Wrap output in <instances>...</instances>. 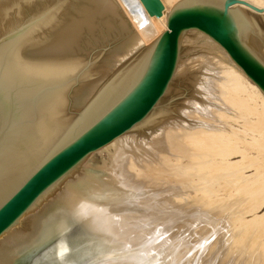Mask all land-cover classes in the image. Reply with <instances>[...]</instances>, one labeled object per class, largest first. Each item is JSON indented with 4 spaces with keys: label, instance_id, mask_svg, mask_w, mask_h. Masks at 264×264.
Segmentation results:
<instances>
[{
    "label": "water",
    "instance_id": "obj_1",
    "mask_svg": "<svg viewBox=\"0 0 264 264\" xmlns=\"http://www.w3.org/2000/svg\"><path fill=\"white\" fill-rule=\"evenodd\" d=\"M140 2L160 16L159 0ZM236 5L264 12L184 0L144 46L116 0H0V242L109 187L98 150L150 113L181 59L213 55L264 94V62L240 37Z\"/></svg>",
    "mask_w": 264,
    "mask_h": 264
},
{
    "label": "bare ground",
    "instance_id": "obj_2",
    "mask_svg": "<svg viewBox=\"0 0 264 264\" xmlns=\"http://www.w3.org/2000/svg\"><path fill=\"white\" fill-rule=\"evenodd\" d=\"M159 1L157 17L140 0H116L144 46L166 29L159 18L166 23L169 12L184 0ZM246 1L264 7V0ZM231 12L242 41L264 62V12L244 5ZM257 18L263 19L261 24ZM195 60L189 67L176 66L166 94L118 138L109 187L60 207L54 218L47 212L39 215L18 240L0 242V264H9L11 255L28 248L47 229L74 224L77 234L67 244L78 241L82 248L69 264H264V238L253 239L264 235V214L256 215L264 206V94L213 55ZM178 89L194 96H189L195 98L192 110L182 106L181 111L179 103L167 101L182 93ZM214 100L219 102L216 108ZM179 111L195 117L194 122ZM243 143L252 145L255 154H246ZM239 153L248 164L232 161ZM251 167L255 172L244 174ZM221 188L230 195L212 203ZM245 208L255 214L253 219H245ZM232 230L238 233L229 237Z\"/></svg>",
    "mask_w": 264,
    "mask_h": 264
},
{
    "label": "rangeland",
    "instance_id": "obj_3",
    "mask_svg": "<svg viewBox=\"0 0 264 264\" xmlns=\"http://www.w3.org/2000/svg\"><path fill=\"white\" fill-rule=\"evenodd\" d=\"M257 21L261 24V22L263 21V19L260 20L259 18H257ZM209 56H211V55H209V54H195V55H191V56H188V57H186L184 59H181L178 62L177 65L180 64L181 67L184 68V66H186V67L188 65L190 66L193 63L192 61H195L192 64V65H194L197 62L195 59H197L200 62V60H201L202 57H209ZM175 74H174V76H175ZM174 76H173V78H174ZM177 85H178V83H177ZM179 85H178V87H179ZM178 90L179 91H182L181 89H178ZM216 90L218 91V89H216ZM187 93H188V91L187 90H184V91H182L181 94L180 93H177V95L175 94L174 96H172L167 101L170 102V100L172 99L171 101H174L176 103H179L178 106L179 107L181 106L180 107V110L181 111H182V106H183V109H185V110L186 109L187 110L189 109V111H190V109L192 110V107H193L192 106L193 105V102H192V99L193 98H190L189 97V96H192L191 93H189V94H187ZM215 95H219V94L216 93ZM182 97H184V98H182ZM192 97H194V96H192ZM183 99H184V101H183ZM182 102L183 103L185 102V103L184 104H181ZM188 104H189V106H188ZM213 105H214V107H215V105L218 106L219 105V102L217 103V100L216 101L214 100L213 101ZM181 111H179V113L181 115H183L185 118H187V120H188L189 119L188 118L189 116L188 115H187L188 117L185 116V114L184 113L182 114ZM177 118L179 119V117H175V119H177ZM190 118L191 119L194 118L193 120L189 119V121L191 120V121L194 122L195 117L190 116ZM180 120H181V118H180ZM197 120L199 121L198 118L196 119V121ZM229 122L231 123V125H235V127H238L240 129L243 128V127H239V126H241V124H236V121L230 120ZM118 138H116L111 143H109L108 145H106L103 148H101V149L98 150L100 164L102 166V169L106 172L107 175L110 174L109 164L112 161V157H113V154H114L115 149H116L115 143H116V141H118ZM129 142H128V144H129ZM243 145L244 146L241 145V147L242 148H245L248 151L246 154H248V155L250 154L249 156H252V155L255 154L256 150L252 148V145H248L247 144V146H246V143L245 144L243 143ZM241 158H242V156H241L240 153L239 154H235L232 157V161L240 163L241 162ZM238 160H240V161H238ZM247 161L249 162V159H246L245 161L241 162L240 164L243 165V163H244L246 165V164H248ZM170 167H174V166H170ZM254 168L255 167H253V168L251 167V168L247 169L244 174H248L249 175V174L254 173L255 172V169H256V168L255 169ZM206 178L207 179L210 178L209 174H208V177H205L203 179V181H205ZM207 179H206V181H208ZM207 183L208 182H206V184ZM203 184H204V182L201 184V187H203L205 185V184L204 185ZM199 186H200V184H199ZM199 186H197L198 188H195V189H199ZM193 192H194V189H193ZM222 194H225L226 196L227 195L228 196L230 195V193H227V191H224L223 188H221L220 191H218V193L214 196V201L212 203H215L216 202V197L218 198L220 196V198L217 199V202H218V200H221V197H224L225 196V195H222ZM228 196H227V198H228ZM243 198L241 197L242 200L246 201L245 200L246 198H244V199ZM239 200H240V197H239ZM244 201H237L238 202V205H241L242 206V203H244ZM239 202H240V204H239ZM238 205H235L234 204V207L235 206L237 207ZM60 209L61 208H58V209H55V210H52V211L47 212L46 213L47 217L49 216L51 218L52 217L54 218L55 215L57 216V213H58V211ZM245 209L248 211L245 214V219L246 220L253 219L255 217V214L249 212V209L248 208H245ZM243 212L245 213V211H243ZM257 213H258V214H256L257 216L258 215L259 216L263 215L264 214V206L262 208H260L259 209V212H257ZM229 216H231V215H229ZM229 218H232V216L229 217ZM55 226L56 227H59L57 225H55ZM57 230H55V228H49V229H47L46 232H45V234L42 237H40L39 239L35 240V242H33L28 248H26L25 250H23V251H21V252H19L17 254L11 255L10 256V260H9V264H69L68 261L73 260V258H75V256L80 252V250L82 248V244L80 242H78V241H74V242H72L70 244H67L68 243L67 242V239H71V238L74 237V235L77 234L78 226L76 224H74V225H72L70 227V229H67V228H64V227H62V228L60 227V228H57ZM235 233H238V231L236 232V230H232L231 232L228 233V236L229 237H231V235L235 236ZM236 235H238V234H236ZM257 236H259L261 238H264V235L258 233V235H255L253 237V239L256 238ZM65 244H67V246L64 248V251L65 252L64 253H61V248H62V246H65ZM183 258H185V255L183 256Z\"/></svg>",
    "mask_w": 264,
    "mask_h": 264
}]
</instances>
